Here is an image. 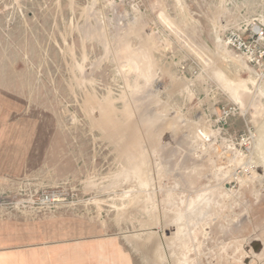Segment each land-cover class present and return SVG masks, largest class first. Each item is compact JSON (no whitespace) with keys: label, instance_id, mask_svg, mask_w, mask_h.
<instances>
[{"label":"rangeland","instance_id":"obj_1","mask_svg":"<svg viewBox=\"0 0 264 264\" xmlns=\"http://www.w3.org/2000/svg\"><path fill=\"white\" fill-rule=\"evenodd\" d=\"M254 24L264 0H0L1 229L60 264H264V81L221 42Z\"/></svg>","mask_w":264,"mask_h":264},{"label":"built area","instance_id":"obj_2","mask_svg":"<svg viewBox=\"0 0 264 264\" xmlns=\"http://www.w3.org/2000/svg\"><path fill=\"white\" fill-rule=\"evenodd\" d=\"M221 42L254 69L258 80L264 81V26L233 29Z\"/></svg>","mask_w":264,"mask_h":264},{"label":"crops","instance_id":"obj_3","mask_svg":"<svg viewBox=\"0 0 264 264\" xmlns=\"http://www.w3.org/2000/svg\"><path fill=\"white\" fill-rule=\"evenodd\" d=\"M0 264H60L44 246H32L30 240H15L0 227Z\"/></svg>","mask_w":264,"mask_h":264},{"label":"bare ground","instance_id":"obj_4","mask_svg":"<svg viewBox=\"0 0 264 264\" xmlns=\"http://www.w3.org/2000/svg\"><path fill=\"white\" fill-rule=\"evenodd\" d=\"M235 91V90H234ZM244 95V94H243ZM242 94L239 96H243ZM238 97V96H237ZM235 99V98H234ZM245 100V99H244ZM237 101V100H236ZM242 101V100H241ZM240 102V101H239ZM245 103V102H244ZM262 116V115H261ZM262 123V122H261ZM261 129H264V123L261 125Z\"/></svg>","mask_w":264,"mask_h":264}]
</instances>
